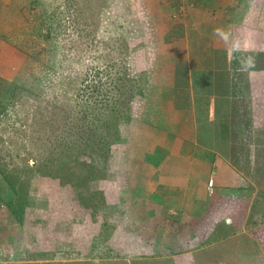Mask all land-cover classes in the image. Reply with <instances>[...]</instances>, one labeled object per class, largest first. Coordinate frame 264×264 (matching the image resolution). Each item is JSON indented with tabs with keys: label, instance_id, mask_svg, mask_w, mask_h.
Instances as JSON below:
<instances>
[{
	"label": "rangeland",
	"instance_id": "374dc122",
	"mask_svg": "<svg viewBox=\"0 0 264 264\" xmlns=\"http://www.w3.org/2000/svg\"><path fill=\"white\" fill-rule=\"evenodd\" d=\"M182 1L0 0V211L15 215L34 245H48L54 222L59 230L71 222L73 235L79 226L105 229L85 248L60 242L56 261L45 264H156L123 247L135 241L118 225L128 218L112 213L129 208L115 199L125 191L114 172L130 161L191 155L168 152L180 141L159 119L167 108V51L176 46L166 34L183 16L176 4L198 0ZM233 1L241 59L249 68L263 64L264 0ZM241 97L238 111L249 120L239 122L236 134L245 138L232 155L245 181L230 190L225 241L199 249L195 264H213L209 257L264 264V73ZM31 256L39 255L0 254V264H43L28 262Z\"/></svg>",
	"mask_w": 264,
	"mask_h": 264
},
{
	"label": "crops",
	"instance_id": "0c3cea01",
	"mask_svg": "<svg viewBox=\"0 0 264 264\" xmlns=\"http://www.w3.org/2000/svg\"><path fill=\"white\" fill-rule=\"evenodd\" d=\"M234 3L198 0L182 9L176 4L183 16L166 34L176 46L167 51V108L159 119L165 121L167 135L180 141L168 152L191 155L163 161H130L119 167L122 171L114 172L125 191L116 193L115 199L129 203V208L112 212L113 216L128 218L126 222L118 221L119 226L128 227L126 241H135L131 248L128 244L123 246L128 255H147L145 259L156 260V264H195L194 254L199 249L220 247L226 231H231L230 212L225 209L232 199L230 190L245 181L232 154L245 138L236 134L239 122L249 120L248 115L238 111V99L246 95L248 86L252 88V80L264 73L263 69L244 64L241 57L246 49L234 43H240L242 37L241 31L234 32L237 25H242ZM256 118L254 114L251 120ZM209 179L213 180L211 192ZM0 221V254L39 255L31 256L28 262L32 263H54L56 260L51 257L62 248L57 246L60 242L69 249L73 242L74 248H78V243L85 248L82 242L97 243L105 234L104 226L96 225L91 230L79 226L73 235L71 222L69 226L64 222L63 230L52 227L54 222L48 228V245H34V238L30 241L32 233L19 226L15 215L0 211ZM112 233L109 248L113 250L117 247L113 245L115 233L119 232ZM36 237L39 240V235ZM209 259H213V264L224 263L216 262L215 257Z\"/></svg>",
	"mask_w": 264,
	"mask_h": 264
},
{
	"label": "trees",
	"instance_id": "16d2710c",
	"mask_svg": "<svg viewBox=\"0 0 264 264\" xmlns=\"http://www.w3.org/2000/svg\"><path fill=\"white\" fill-rule=\"evenodd\" d=\"M259 55V54H258ZM253 68L254 67H257V69H264V62H263V64L260 66V65H257V66H255V65H253L252 66ZM137 89V88H136ZM138 92V93H137ZM137 94L136 95H139V98L140 99H144V96H145V88H143V87H140L139 86V88L137 89ZM144 93V94H143Z\"/></svg>",
	"mask_w": 264,
	"mask_h": 264
},
{
	"label": "built area",
	"instance_id": "2783aa9c",
	"mask_svg": "<svg viewBox=\"0 0 264 264\" xmlns=\"http://www.w3.org/2000/svg\"><path fill=\"white\" fill-rule=\"evenodd\" d=\"M182 2H188V0H183ZM213 187V180L209 179L208 180V189L211 192V188Z\"/></svg>",
	"mask_w": 264,
	"mask_h": 264
}]
</instances>
